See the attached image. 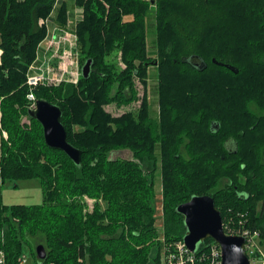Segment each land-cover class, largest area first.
<instances>
[{
  "label": "trees",
  "instance_id": "trees-1",
  "mask_svg": "<svg viewBox=\"0 0 264 264\" xmlns=\"http://www.w3.org/2000/svg\"><path fill=\"white\" fill-rule=\"evenodd\" d=\"M73 6L81 9L80 70L91 61L90 74L34 93L61 110L79 165L46 146L27 115L25 80L44 20L55 11L61 24ZM153 62L155 117L147 102ZM136 80L140 107L108 113L107 105L140 102ZM125 150L130 159L108 158ZM28 180L41 185L38 205L5 206L0 190L5 264H21L26 250L35 264H163L186 232L176 207L202 195L213 198L224 226L240 221L264 247V0H0V189ZM37 235L43 260L29 240ZM212 244H199L196 259Z\"/></svg>",
  "mask_w": 264,
  "mask_h": 264
},
{
  "label": "rangeland",
  "instance_id": "rangeland-1",
  "mask_svg": "<svg viewBox=\"0 0 264 264\" xmlns=\"http://www.w3.org/2000/svg\"><path fill=\"white\" fill-rule=\"evenodd\" d=\"M65 1L67 4H72L73 0H62ZM52 12V15L50 18L45 19V28H46V35L43 38V40L38 44V47L36 49V58L35 61L31 64V66L28 69V74L37 72V69L39 67L45 68L48 65H51L54 63H59L60 59L57 55L52 54L49 50V45L51 42V36L52 34H55L57 36V40L60 36L64 37L65 34L71 33L72 37L70 40L63 39V44H70L74 43V54L69 55L71 57L75 58L76 66L73 69H70L66 71L65 78L69 79L72 77L71 81H65L60 84H71V85H77L79 83V68H80V51H79V41L76 34V28H77V20L79 19L81 15V9L76 7L70 12H68L67 16H65V20L63 23H58V21L55 20L56 15ZM69 17V18H68ZM68 19V20H67ZM67 21V22H66ZM66 22V23H65ZM153 17L152 13L149 16L148 19V34H147V42H148V51L149 54L152 56V52L154 51V27H153ZM56 42V41H55ZM51 48L54 50V48L51 46ZM45 60V61H44ZM121 65V64H120ZM122 66V65H121ZM78 71V75L77 74ZM149 72V79L147 82V102H149L150 105V111L151 116L155 117L156 113H158V106H157V80H156V71L155 66H150L148 69ZM55 75H60L61 71H58L57 68L53 72ZM59 85V84H58ZM38 87H47V86H38ZM37 87V88H38ZM49 87H47L48 89ZM136 88L138 92V100L140 102H132L131 104L127 106H121L116 107L114 104L107 105L105 107V110L110 113L112 116L117 117L122 115L123 113L134 111L137 108L140 107V104L143 99V87L142 85L136 80ZM36 90V89H35ZM34 90V91H35ZM35 94V93H34ZM29 103L27 102V106ZM5 133V132H4ZM110 159H130L131 153L128 150H125L123 152H113L108 157ZM161 179L159 173H157L155 179H154V192H155V216H156V227L160 231L162 229V210H161ZM17 185L16 188H14V183H6L2 186L1 190V200L2 204L5 206H11V205H38L42 201V189L40 188L41 185L38 180H28V181H22L15 183ZM92 200L87 199V203L89 206V209L92 207ZM232 221V220H231ZM234 222V221H233ZM234 225V223H233ZM241 225V222H238V226ZM235 226V227H238ZM30 243L33 245V248L35 249L38 244H42L43 242V236L37 235L36 237L29 238ZM258 247L260 250L264 253V247L259 243L258 241ZM153 256V253H152ZM21 264H35L33 257L30 255L29 251L26 250L24 254V258ZM164 264V262H163Z\"/></svg>",
  "mask_w": 264,
  "mask_h": 264
},
{
  "label": "water",
  "instance_id": "water-1",
  "mask_svg": "<svg viewBox=\"0 0 264 264\" xmlns=\"http://www.w3.org/2000/svg\"><path fill=\"white\" fill-rule=\"evenodd\" d=\"M214 64L215 61L212 60ZM156 62L151 65L156 66ZM233 73L237 71L228 65L220 64ZM91 61L81 68V76L87 79L90 74ZM27 115L38 122L42 128L43 139L48 148L63 152L75 165L81 161V151L67 141V136L61 124V110L58 106L44 100H37L34 110H28ZM184 222L186 232L182 242L191 253L199 244L211 239L221 252V264H249L244 250V240L239 236L227 235L223 228L220 212L215 208L214 200L209 195L193 196L176 207ZM39 260L45 258V250L40 245L35 248Z\"/></svg>",
  "mask_w": 264,
  "mask_h": 264
},
{
  "label": "built area",
  "instance_id": "built-area-1",
  "mask_svg": "<svg viewBox=\"0 0 264 264\" xmlns=\"http://www.w3.org/2000/svg\"><path fill=\"white\" fill-rule=\"evenodd\" d=\"M75 9V8H74ZM73 10V9H72ZM80 18V17H79ZM79 20V19H78ZM77 20V21H78ZM51 42L49 45V50L52 54L57 55L60 59L59 63H52L45 68L39 67L37 72L34 74H27L26 77V87L28 88V93L26 95V100L29 103L28 110H34L36 106V98L34 90L38 86H56L65 81H71L72 77L69 79L65 78L66 71L73 69L76 66V61L73 55L74 43L63 44V39L70 40L72 37L71 33L65 34L64 37L60 36L57 40V36L52 34ZM56 41V42H55ZM54 48V50L51 48ZM45 61V60H44ZM57 68L61 71L60 75H55L53 72ZM79 74L81 75V70L79 68ZM78 75V71L77 74ZM6 136L5 133H3ZM224 231L230 236H239L244 240V250L246 257L249 260V264H264V253L258 247V241L260 243V234L255 231V229L241 227H232L230 225H223ZM174 252L169 254L167 259H164V264H196L197 260L204 261L207 264H221V252L216 244H212L207 253L201 255V259H196L195 255L189 252L182 241L176 242L174 247ZM0 264H5L4 255L0 252Z\"/></svg>",
  "mask_w": 264,
  "mask_h": 264
},
{
  "label": "flooded vegetation",
  "instance_id": "flooded-vegetation-1",
  "mask_svg": "<svg viewBox=\"0 0 264 264\" xmlns=\"http://www.w3.org/2000/svg\"><path fill=\"white\" fill-rule=\"evenodd\" d=\"M228 145L231 146V142H229Z\"/></svg>",
  "mask_w": 264,
  "mask_h": 264
}]
</instances>
